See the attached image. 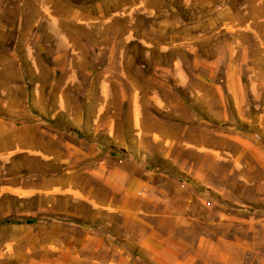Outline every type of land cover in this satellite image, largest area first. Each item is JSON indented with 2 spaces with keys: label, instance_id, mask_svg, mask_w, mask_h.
I'll use <instances>...</instances> for the list:
<instances>
[{
  "label": "rangeland",
  "instance_id": "rangeland-1",
  "mask_svg": "<svg viewBox=\"0 0 264 264\" xmlns=\"http://www.w3.org/2000/svg\"><path fill=\"white\" fill-rule=\"evenodd\" d=\"M0 264H264V0H0Z\"/></svg>",
  "mask_w": 264,
  "mask_h": 264
},
{
  "label": "crops",
  "instance_id": "crops-1",
  "mask_svg": "<svg viewBox=\"0 0 264 264\" xmlns=\"http://www.w3.org/2000/svg\"><path fill=\"white\" fill-rule=\"evenodd\" d=\"M129 182L131 183V186L134 185V183L137 184V185L144 184V181L141 180V181L139 182V179L135 178L134 175H129ZM142 186H143V185H142ZM128 188H130V185H129ZM129 192H130V193H129V196H130V195L133 194L134 190H133V189H132V190L130 189Z\"/></svg>",
  "mask_w": 264,
  "mask_h": 264
}]
</instances>
